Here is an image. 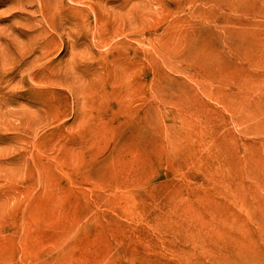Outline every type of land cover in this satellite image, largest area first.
<instances>
[{
	"label": "rangeland",
	"instance_id": "1",
	"mask_svg": "<svg viewBox=\"0 0 264 264\" xmlns=\"http://www.w3.org/2000/svg\"><path fill=\"white\" fill-rule=\"evenodd\" d=\"M242 245L264 252V0H0V264Z\"/></svg>",
	"mask_w": 264,
	"mask_h": 264
},
{
	"label": "bare ground",
	"instance_id": "2",
	"mask_svg": "<svg viewBox=\"0 0 264 264\" xmlns=\"http://www.w3.org/2000/svg\"><path fill=\"white\" fill-rule=\"evenodd\" d=\"M239 248L233 255H224L219 260L220 264H264V252L255 249L250 250L245 245Z\"/></svg>",
	"mask_w": 264,
	"mask_h": 264
}]
</instances>
